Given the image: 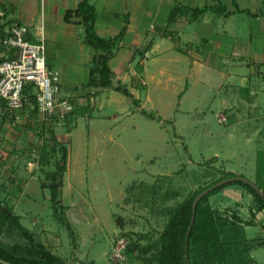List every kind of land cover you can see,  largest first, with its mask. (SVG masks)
Returning a JSON list of instances; mask_svg holds the SVG:
<instances>
[{"label":"rangeland","instance_id":"obj_1","mask_svg":"<svg viewBox=\"0 0 264 264\" xmlns=\"http://www.w3.org/2000/svg\"><path fill=\"white\" fill-rule=\"evenodd\" d=\"M219 82L212 76L208 83L192 84L178 104L177 91L182 88L177 80L160 86L149 81L150 98L145 99L147 85L139 77L135 87L144 107L117 91L103 107L105 96L99 94L91 121L87 115L76 127V120L72 128L61 125V135L50 129L53 124L45 125L42 140L34 131L20 152L1 147L0 211H19L40 233L27 231V236L18 228L20 224L26 230L25 224L15 215H2L0 241L21 242L19 251L26 253L28 246L40 244V237L48 244L40 245L55 248L66 264H77L78 257L81 264H121L110 260L108 252L122 239L127 256L123 264H157L160 236L171 212L218 179L225 168L217 154L226 122L219 121L223 114L216 115L215 106L208 108ZM202 204H209L208 198ZM214 211L220 218L223 249L193 241L191 264H251L238 240L228 237L234 236L235 211ZM70 249L78 250V256H71Z\"/></svg>","mask_w":264,"mask_h":264},{"label":"crops","instance_id":"obj_2","mask_svg":"<svg viewBox=\"0 0 264 264\" xmlns=\"http://www.w3.org/2000/svg\"><path fill=\"white\" fill-rule=\"evenodd\" d=\"M81 1L0 0V11L8 19L25 24L29 39L44 41L47 66L59 72L60 96L76 103L71 115L76 120L75 127L79 120L88 119L87 115L90 121L93 119L99 94L105 96L103 107H107L116 92L111 87L84 86L95 50L85 41L82 17L75 14ZM88 3L95 9L96 33L106 39L118 37L109 61L112 81L127 87L138 101V108L144 107L145 102L135 87L139 77L147 85L145 99L150 98L149 81L160 86L177 80L182 88L177 91L178 104L192 84L208 83L212 76L219 78L218 92L208 104V108L212 105L217 108L216 115L223 114L226 118L220 140L222 148L217 154L219 161H223L224 171L255 181L257 158L264 159V0H88ZM203 6L210 9L195 19L185 11ZM215 6H221L228 14L217 12ZM4 23L0 17V37ZM6 53L0 46V56ZM90 90L94 95L89 107L93 102L94 107L84 112ZM23 115L17 125L11 126L0 114V148L6 146L20 152L34 138V126L39 125L28 113ZM50 129L61 135L60 125L53 124ZM208 203L213 210L235 211L231 217L234 236L228 237L238 240L251 264H264V210L255 209L252 194L239 184H229L211 194ZM2 213L0 218L4 217ZM9 215L25 224L26 231L40 233L19 211H11ZM36 239L45 243L40 237ZM0 243L14 249L16 254H24L18 248L21 242ZM47 250L56 254L55 248ZM64 253L61 250V258ZM69 253L78 256V250L70 249ZM78 259L75 262L81 264V258Z\"/></svg>","mask_w":264,"mask_h":264},{"label":"trees","instance_id":"obj_3","mask_svg":"<svg viewBox=\"0 0 264 264\" xmlns=\"http://www.w3.org/2000/svg\"><path fill=\"white\" fill-rule=\"evenodd\" d=\"M206 9H210V7L185 8V11L190 13L192 19H195L199 13ZM214 9L217 12L219 11L228 14V12L223 10L221 6H215ZM75 14L82 17L85 41L95 50V53L90 59L87 81L84 86L111 87L123 95L132 98L133 102L137 103L138 101L133 97L132 93L125 85L120 83L113 84L112 81L113 74L109 67V61L112 57L118 37L106 39L100 37L96 33L94 27L95 9L88 3V0H82L78 4ZM68 17L69 14L67 13L65 18L68 19ZM26 90L30 92L29 97L34 103V96L31 93L30 85H26ZM143 113L149 118H155L152 113H147L145 111H143ZM38 125L39 127H43L41 124ZM256 163L257 174L254 183L259 190L248 184L244 179L233 180L217 187H211L208 193L197 202L195 213L193 214L192 201L197 194L223 178L237 175L234 172L221 170V176L218 179L196 191L176 210L171 212L168 222L160 236L157 264H191L189 246L193 241L202 242L208 246L212 245V247L217 246L219 247V250L223 249L224 244H222L221 234L218 228V221L220 218L216 216L215 211L209 206V204H202V202H206V198L222 187L229 184H239L243 186L252 194L255 202V209L257 211L264 210V159L258 157ZM240 176L247 178L241 174ZM57 205L58 201L53 196L52 210L55 215H57L58 212ZM6 215L4 214V217H6ZM7 216H9V214ZM192 218L193 222H191ZM18 228L21 229V231H25L26 234L28 233L20 224H18ZM226 250L229 251L230 248H227ZM0 259L13 264H66L62 259L40 244L35 245V247H30L28 251L22 255L16 254L14 249L0 245Z\"/></svg>","mask_w":264,"mask_h":264},{"label":"built area","instance_id":"obj_4","mask_svg":"<svg viewBox=\"0 0 264 264\" xmlns=\"http://www.w3.org/2000/svg\"><path fill=\"white\" fill-rule=\"evenodd\" d=\"M0 17L5 22L0 46L6 55L0 56V114L11 125L22 120L24 113L43 127L34 126L39 141L42 140L44 128L49 124H57L72 128L75 120L69 118L76 103L59 94V72L50 70L46 63L45 43L43 40L28 38V27L15 19H8L3 11ZM26 85H30L34 103L29 97ZM93 91L88 93V105L92 104ZM220 122H226L224 115ZM46 125V126H45ZM42 134V135H41ZM41 135V136H40ZM112 245L108 257L120 261L127 259L123 240Z\"/></svg>","mask_w":264,"mask_h":264},{"label":"water","instance_id":"obj_5","mask_svg":"<svg viewBox=\"0 0 264 264\" xmlns=\"http://www.w3.org/2000/svg\"><path fill=\"white\" fill-rule=\"evenodd\" d=\"M241 179H244L246 182H248V184H250L251 186H253L255 189L259 190V188L257 187V185L252 180H250L248 178H245L243 176L235 175V176H232V177L223 178V179L217 181L216 183L212 184V186H209L208 188H205L204 190H202L199 194H197L195 196V198L192 201V213L193 214L195 213V207H196L197 202L204 195H206L208 193V191L210 190L211 187H217V186L226 184V183H228L230 181H233V180H241ZM191 222H193V218H192V221ZM0 264H13V263H10L8 261H5V260L0 259Z\"/></svg>","mask_w":264,"mask_h":264}]
</instances>
